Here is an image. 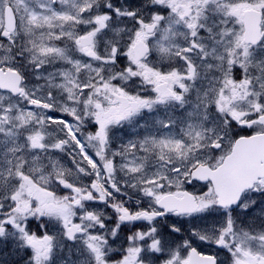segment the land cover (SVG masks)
Instances as JSON below:
<instances>
[{
    "label": "snow or ice",
    "instance_id": "snow-or-ice-1",
    "mask_svg": "<svg viewBox=\"0 0 264 264\" xmlns=\"http://www.w3.org/2000/svg\"><path fill=\"white\" fill-rule=\"evenodd\" d=\"M0 264H264V0H0Z\"/></svg>",
    "mask_w": 264,
    "mask_h": 264
}]
</instances>
